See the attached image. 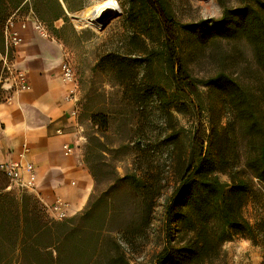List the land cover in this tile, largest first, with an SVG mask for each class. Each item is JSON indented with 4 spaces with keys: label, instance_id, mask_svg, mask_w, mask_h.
<instances>
[{
    "label": "trees",
    "instance_id": "obj_1",
    "mask_svg": "<svg viewBox=\"0 0 264 264\" xmlns=\"http://www.w3.org/2000/svg\"><path fill=\"white\" fill-rule=\"evenodd\" d=\"M19 3L0 0V53H5L4 23L21 8ZM128 3L129 20L143 31L149 23L157 31L164 44L158 54L169 70L172 92H183L199 117L187 150L166 160L174 185L163 211L167 224L174 217L175 228L173 234L166 231L165 246L150 264H226V242L245 238L262 245L257 238L264 227L246 216L245 206L264 194V0H238L234 9L217 0L220 17L182 28L165 0ZM182 31L197 51L206 44L214 48V68L205 77L193 76L180 60ZM223 39L232 45L228 51L220 46ZM240 58L245 67L237 66ZM200 87L207 90L204 103ZM217 106L229 114L224 125L215 118ZM170 144L177 147L175 141ZM166 179L159 176L160 182ZM120 180L132 188L123 196L128 200L92 192L81 211L54 219L33 195L5 191L7 179L0 174V264H134L124 251L108 256V234L123 233L130 246L128 236L150 223L154 204L147 201V187L137 171Z\"/></svg>",
    "mask_w": 264,
    "mask_h": 264
},
{
    "label": "rangeland",
    "instance_id": "obj_2",
    "mask_svg": "<svg viewBox=\"0 0 264 264\" xmlns=\"http://www.w3.org/2000/svg\"><path fill=\"white\" fill-rule=\"evenodd\" d=\"M165 2L181 28L221 16L217 0ZM101 3L110 7V15L116 14L105 26L72 18L73 25H67L60 34L65 45L64 60L72 67L76 78L74 121L79 131L76 147L83 162L87 161L85 167L95 173L94 196L104 193L106 198L118 196L120 201H126L128 199L123 196L129 194L131 187L128 181L120 179L134 171L143 177L147 201L154 204L150 223L139 233L128 236L130 246L125 244V235L118 231L108 234L106 244L109 257H117L124 251L131 263L150 264L165 246L166 231L173 234L175 228L174 217L167 224L163 211L165 198L174 185L166 160L175 159L179 151L187 150L191 131L199 117L183 92H172L169 70L158 54L164 44L158 39L155 28L149 23L143 31L135 21L127 18L128 0H93L90 6L95 5L87 13ZM226 5L234 9L238 0H226ZM181 36L180 60L193 76L205 77L214 68L211 57L214 48L206 44L197 51L186 37L188 34L182 31ZM220 46L228 51L232 45L223 39ZM12 50L7 53L10 61ZM246 64L241 58L237 62L239 67ZM11 76L1 59L0 100L11 91ZM157 89L164 91L160 95L162 98L155 94ZM200 92L204 103L207 90L200 87ZM221 109L217 106L215 118L224 125L229 114ZM202 115L203 124H207L206 113ZM169 141H175L177 147L173 148ZM160 175L167 178L165 182L159 181ZM219 177L228 181L225 175ZM245 214L256 218L264 227V194L245 206ZM260 234L257 242L262 244L260 249L264 253V228ZM235 239L238 238L231 241ZM228 242L223 247L226 264H241L237 253L230 254L232 244L228 246Z\"/></svg>",
    "mask_w": 264,
    "mask_h": 264
},
{
    "label": "crops",
    "instance_id": "obj_3",
    "mask_svg": "<svg viewBox=\"0 0 264 264\" xmlns=\"http://www.w3.org/2000/svg\"><path fill=\"white\" fill-rule=\"evenodd\" d=\"M91 2L20 0V15L30 19L21 30L22 42L12 50L11 63L24 73L28 88H13L6 95L9 98L0 101V162L30 163L34 175L31 178L30 172L23 170L27 186L7 180L5 191L17 196L23 192L33 195L52 218L55 216L48 207L58 199L65 203L66 217L81 211L95 182L77 152L79 131L73 114L76 104L67 97L72 85L60 76L65 51L61 31L72 24V18L93 8L95 4L90 6ZM34 20L44 25L48 37L35 30ZM2 57L0 53V60ZM57 129L62 133H56ZM64 144L71 148L68 154L64 153ZM231 244L230 254L237 253L241 264H264V253L249 239L227 243Z\"/></svg>",
    "mask_w": 264,
    "mask_h": 264
},
{
    "label": "built area",
    "instance_id": "obj_4",
    "mask_svg": "<svg viewBox=\"0 0 264 264\" xmlns=\"http://www.w3.org/2000/svg\"><path fill=\"white\" fill-rule=\"evenodd\" d=\"M30 18L28 16L22 17L19 13V8H17L5 21L3 33H4V46L5 54L2 57L3 67L6 68L12 76L13 82L9 86L11 90L14 89H25L28 88L26 83L24 73L15 68L8 58V50L14 48L16 45L22 42V33L21 30L27 27V22ZM35 30L44 37H48L49 34L45 29L44 25L38 20H34ZM60 76L63 81L72 85L68 92V98L75 100L76 92V78L75 73L72 67L64 60L60 65ZM6 99L9 96H5ZM74 114V111H73ZM56 133H62L61 129H57ZM63 150L65 154H68L71 151V148L64 144ZM23 170L30 172V177L33 178V169L30 163L21 164L20 162H9L1 161L0 162V174L3 175L10 183L17 184L20 187H26V182L23 180ZM65 203L61 200H56L51 206L48 207V210L55 216L56 219L65 218V212L63 207Z\"/></svg>",
    "mask_w": 264,
    "mask_h": 264
},
{
    "label": "bare ground",
    "instance_id": "obj_5",
    "mask_svg": "<svg viewBox=\"0 0 264 264\" xmlns=\"http://www.w3.org/2000/svg\"><path fill=\"white\" fill-rule=\"evenodd\" d=\"M110 12V7H108L106 3H101L89 13L83 14L81 17L77 16L76 19L78 22L83 21L94 26L102 27L105 22L103 16L109 14ZM112 15H114V13Z\"/></svg>",
    "mask_w": 264,
    "mask_h": 264
},
{
    "label": "water",
    "instance_id": "obj_6",
    "mask_svg": "<svg viewBox=\"0 0 264 264\" xmlns=\"http://www.w3.org/2000/svg\"><path fill=\"white\" fill-rule=\"evenodd\" d=\"M115 15H110V14L104 15L103 18H104L105 22L103 23V26H105Z\"/></svg>",
    "mask_w": 264,
    "mask_h": 264
}]
</instances>
